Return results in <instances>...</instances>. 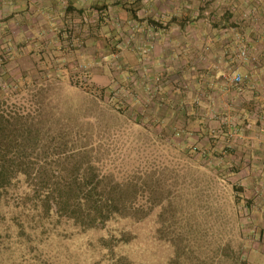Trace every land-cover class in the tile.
Listing matches in <instances>:
<instances>
[{
  "label": "rangeland",
  "instance_id": "1",
  "mask_svg": "<svg viewBox=\"0 0 264 264\" xmlns=\"http://www.w3.org/2000/svg\"><path fill=\"white\" fill-rule=\"evenodd\" d=\"M90 1L40 38L0 30V114L21 183L74 196L92 180L106 217L83 227L20 184L0 206V264H249L264 167L240 165L229 128L243 68L264 61V0L149 1L156 23L141 0Z\"/></svg>",
  "mask_w": 264,
  "mask_h": 264
},
{
  "label": "crops",
  "instance_id": "2",
  "mask_svg": "<svg viewBox=\"0 0 264 264\" xmlns=\"http://www.w3.org/2000/svg\"><path fill=\"white\" fill-rule=\"evenodd\" d=\"M87 1L0 0V30L10 31L13 34V38L18 35L21 36V33L24 32L30 39H35L43 32H46L43 35H48V32L56 24L60 29L64 25L70 28V25L76 21L74 20L75 17H81L86 14L85 9L87 6L84 2ZM91 1L88 7L94 8V4ZM141 1L143 3L141 5L146 8L141 17L145 18V22H154L156 16L150 14L148 6L149 1L154 4L155 0ZM110 2L114 7L121 6L119 1L112 0ZM92 10H89V12L92 13ZM24 24L26 27H24ZM190 54H192V51ZM255 60V58H250L248 66L243 68V70L246 69L244 71H246L248 82L245 86L243 85L235 90V93H237L234 107L236 112L235 122L230 126L229 131H235L238 135L243 136L241 151H239V147L237 148V161L240 162V165L264 167V61L258 64ZM212 65V62L209 61L206 68L210 69ZM248 136L250 137L249 142L245 139ZM249 143L251 144L250 146ZM261 198L259 210L264 214V198ZM260 214L257 211L256 215L258 217H260ZM253 249L252 252L254 251V253L252 255L248 254L246 261L249 264H264V256H262L264 254V245L254 244Z\"/></svg>",
  "mask_w": 264,
  "mask_h": 264
},
{
  "label": "trees",
  "instance_id": "3",
  "mask_svg": "<svg viewBox=\"0 0 264 264\" xmlns=\"http://www.w3.org/2000/svg\"><path fill=\"white\" fill-rule=\"evenodd\" d=\"M174 19L175 18H172L170 21H174ZM8 128H10V121L0 114V206L2 201L8 197V194L13 190L18 189L20 184H22V186L28 185V188H30L29 191H32V199L35 203L42 201L49 204V212L52 211L54 213V211L56 212V207L60 208L61 205H64L65 207L67 206L68 209L72 208L73 213H78L77 217H74L76 214L68 215V217L77 219V223L83 225V227L91 228L97 226L99 222H104L106 217L105 208L109 205V200L102 195L93 192L97 189V186L92 180L79 181L78 179L77 181H79V183L76 182L78 192L74 196L69 194L64 195V193H56V191L49 186L46 188H38L35 184H32L30 187L26 181L21 183L20 180H18L19 176L30 177L31 175L28 173V169L25 168V166H22V164L14 165L8 160V157H11L12 155L16 157L17 154L15 149L8 152L3 146V141L6 139L5 131L6 129L8 130ZM58 184L64 186L61 189H65L69 192L73 190V185H75L70 181H63ZM29 191L25 190L24 194L18 196L21 206H24L26 198L30 196Z\"/></svg>",
  "mask_w": 264,
  "mask_h": 264
},
{
  "label": "built area",
  "instance_id": "4",
  "mask_svg": "<svg viewBox=\"0 0 264 264\" xmlns=\"http://www.w3.org/2000/svg\"><path fill=\"white\" fill-rule=\"evenodd\" d=\"M239 56L240 57H245L246 56V49L244 47L240 48V51H239ZM232 81L234 83H238L241 81V76L240 74H235V76L233 77Z\"/></svg>",
  "mask_w": 264,
  "mask_h": 264
}]
</instances>
